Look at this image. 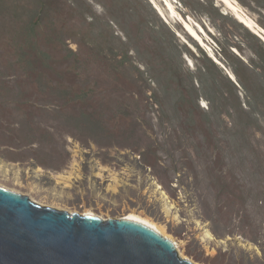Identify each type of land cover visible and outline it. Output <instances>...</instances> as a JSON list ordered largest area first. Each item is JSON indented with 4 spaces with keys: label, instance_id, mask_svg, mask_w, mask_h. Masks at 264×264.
<instances>
[{
    "label": "rangeland",
    "instance_id": "1",
    "mask_svg": "<svg viewBox=\"0 0 264 264\" xmlns=\"http://www.w3.org/2000/svg\"><path fill=\"white\" fill-rule=\"evenodd\" d=\"M169 1L176 12L165 0H0V185L69 212L135 214L196 264H264V99L251 107L211 68L225 95L211 111L191 90L183 19L206 25L201 44L222 66L223 35ZM239 5L264 32L263 10ZM216 16L254 66L231 53L227 64L264 92V45Z\"/></svg>",
    "mask_w": 264,
    "mask_h": 264
},
{
    "label": "water",
    "instance_id": "2",
    "mask_svg": "<svg viewBox=\"0 0 264 264\" xmlns=\"http://www.w3.org/2000/svg\"><path fill=\"white\" fill-rule=\"evenodd\" d=\"M0 264L196 263L141 221L44 206L0 185Z\"/></svg>",
    "mask_w": 264,
    "mask_h": 264
},
{
    "label": "trees",
    "instance_id": "3",
    "mask_svg": "<svg viewBox=\"0 0 264 264\" xmlns=\"http://www.w3.org/2000/svg\"><path fill=\"white\" fill-rule=\"evenodd\" d=\"M186 8L190 9L191 12H203L204 15H206L209 19L210 24L218 29L219 33L223 35L222 38H224V41H216L214 42L215 45L214 49L216 50L215 53H218L221 58L220 61L224 63V66L218 61V58L213 55L211 56L209 51L203 47V45L196 40L194 37L189 35V39L191 42L195 45L196 50H191L188 47H186L185 53L194 61V68L192 70L193 76H192V84H191V90H196V92L201 95L202 98H205L209 104L211 105V111L215 112V110H218V106L215 102V97L224 98L225 95L222 93H217L215 88L218 83V79H216V75L212 72L211 68H213L215 71H217L223 79L228 82L230 86L236 88V84H240L244 87V90L246 95L249 99H251V107L257 106V101L264 99V92H258L256 90H252L250 86L253 84L247 83V78L245 75H242L240 71L236 69V67L233 65H228L229 60L226 58L227 53L233 54L234 57L237 58V60L246 68V70H251L253 65V59H245L244 58V49L239 43H229V39L227 36V32L225 29H221V27L218 24V20L215 19V15L217 14L216 18L218 17L219 20H231L233 24H236L240 26L244 32L247 35H250L251 37L255 38L259 43L264 45V40H262L258 35L253 33L249 30L247 26H245L242 22H240L236 17H233L228 12L224 13L219 10V5L216 0H210L209 2H204V0H179ZM239 2V4L243 5L244 7L253 10L256 7L259 9H262L264 12V0H236ZM263 21H260L262 25ZM203 29H207L206 25H202ZM208 32L211 34V36L215 39V33L212 34L211 31L208 30ZM202 34V33H201ZM203 36V34H202ZM216 40V39H215ZM230 46V47H228ZM236 48V50L234 49ZM213 49V48H212ZM180 53V52H179ZM199 53H202L205 63H200L198 61V56H200ZM197 54H199L197 56ZM180 57H182L180 55ZM225 60V61H223ZM227 67V68H226ZM229 71L227 72V70ZM232 73L235 76V80L232 78ZM217 81V83H216ZM198 85V86H197ZM237 100H240L239 95H237Z\"/></svg>",
    "mask_w": 264,
    "mask_h": 264
},
{
    "label": "bare ground",
    "instance_id": "4",
    "mask_svg": "<svg viewBox=\"0 0 264 264\" xmlns=\"http://www.w3.org/2000/svg\"><path fill=\"white\" fill-rule=\"evenodd\" d=\"M167 5L169 6V9H171L172 12H176L174 5L172 4L171 1L169 0H165ZM222 2H224L226 4V7L228 9H231L232 11H234L237 14V17L239 18V20L241 22H243L247 27H249L250 29L254 30L255 32L259 33L263 38H264V32L256 27L253 23V20L249 17H246V15H244V10L243 8L239 5V3H237L236 0H222ZM157 6V5H156ZM180 17L183 19L182 15L179 14ZM184 23H185V29L187 30V32L194 37L196 40H199L200 43H202L203 45H205V41L204 38L201 34V32H205L204 29L201 26V32L199 30H197L188 20L183 19ZM233 76V75H232ZM234 77V76H233ZM16 192V191H15ZM18 193V192H17ZM21 194V193H20ZM23 195V194H22ZM27 196V195H26ZM29 197V196H28ZM86 214H93V213H86ZM128 218L131 219H135L138 221H141L147 225H149L150 227L154 228L155 230H157L159 233H161L162 235L170 238L168 235H166L156 224H154L153 222L143 219L135 214H130L129 216H126ZM171 239V238H170Z\"/></svg>",
    "mask_w": 264,
    "mask_h": 264
}]
</instances>
